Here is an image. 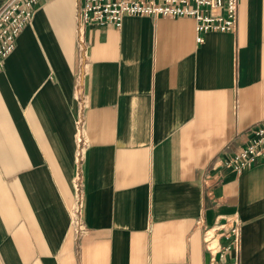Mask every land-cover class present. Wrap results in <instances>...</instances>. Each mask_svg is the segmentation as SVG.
I'll return each instance as SVG.
<instances>
[{"label":"crops","instance_id":"1","mask_svg":"<svg viewBox=\"0 0 264 264\" xmlns=\"http://www.w3.org/2000/svg\"><path fill=\"white\" fill-rule=\"evenodd\" d=\"M77 27L39 0L0 71V264H264V162L223 167L264 127V0L203 43L184 17Z\"/></svg>","mask_w":264,"mask_h":264},{"label":"built area","instance_id":"2","mask_svg":"<svg viewBox=\"0 0 264 264\" xmlns=\"http://www.w3.org/2000/svg\"><path fill=\"white\" fill-rule=\"evenodd\" d=\"M39 0H6L0 7V71L6 58L15 48L21 31L31 23L34 8ZM240 0H78V36L83 43V31L88 25L120 28L126 16H150L154 18H191L195 22L196 42L203 43L207 33H233L238 27ZM78 158L82 157L84 141L79 135ZM264 162V127L251 131L249 142L230 155L223 167L242 173L258 163ZM76 194L75 224L82 230L80 176L73 183ZM216 227H206L203 242L210 254L216 253L213 246ZM227 241L225 251L238 252L240 248V225L237 221L222 233Z\"/></svg>","mask_w":264,"mask_h":264}]
</instances>
